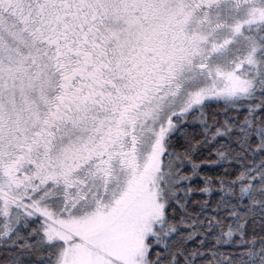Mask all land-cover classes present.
Here are the masks:
<instances>
[{
	"label": "snow or ice",
	"instance_id": "snow-or-ice-1",
	"mask_svg": "<svg viewBox=\"0 0 264 264\" xmlns=\"http://www.w3.org/2000/svg\"><path fill=\"white\" fill-rule=\"evenodd\" d=\"M0 264H264V0H0Z\"/></svg>",
	"mask_w": 264,
	"mask_h": 264
}]
</instances>
